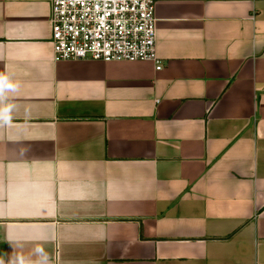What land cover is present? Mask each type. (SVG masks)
<instances>
[{
    "label": "crops",
    "instance_id": "1",
    "mask_svg": "<svg viewBox=\"0 0 264 264\" xmlns=\"http://www.w3.org/2000/svg\"><path fill=\"white\" fill-rule=\"evenodd\" d=\"M150 61H53L48 0H0V264H264V0H155Z\"/></svg>",
    "mask_w": 264,
    "mask_h": 264
},
{
    "label": "built area",
    "instance_id": "2",
    "mask_svg": "<svg viewBox=\"0 0 264 264\" xmlns=\"http://www.w3.org/2000/svg\"><path fill=\"white\" fill-rule=\"evenodd\" d=\"M155 0H48L53 61H150L156 55Z\"/></svg>",
    "mask_w": 264,
    "mask_h": 264
}]
</instances>
